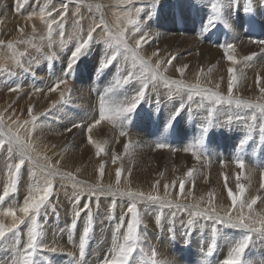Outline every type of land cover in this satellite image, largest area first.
Instances as JSON below:
<instances>
[{"label": "rangeland", "instance_id": "rangeland-1", "mask_svg": "<svg viewBox=\"0 0 264 264\" xmlns=\"http://www.w3.org/2000/svg\"><path fill=\"white\" fill-rule=\"evenodd\" d=\"M61 2L62 0H29L21 12L17 13L15 11L16 0H0V41H4L6 45L8 41L24 40V43L17 44L13 50L0 46V66H2L0 67V113L7 110L6 119L8 116L18 117L21 120L29 119L27 108L30 103L33 104L34 114L39 117L37 131L34 133L35 140L41 149L47 151L48 155L60 154L56 158L62 159V170L71 171L74 174L78 171L77 178L81 181L94 183L99 174L97 172L99 163L103 161L105 163L103 177L105 185L115 184V169L120 166L122 168L121 190L130 186L132 190L149 193L152 191V185L158 181L159 192L163 195L165 184L172 185L177 177H183L189 168H194L196 170L194 172L195 183H186L185 197H182L181 202L195 204L200 197H204L206 202L208 193L214 192L216 194L215 204L218 208L221 205H231L223 185L225 177H227L229 186L235 190V172L239 170L234 169L231 161L237 156L239 139L247 132L252 138L248 140L239 155L245 160V175H247L249 167L255 171L251 187L246 190L242 198L251 199L252 196L264 195V190L259 188V174L264 171V140L259 133V125L264 123V117L260 116L258 111L229 108L226 104L216 105L201 100L199 96H194L192 101H188L185 95L183 99L185 107L179 116L189 117L190 124L185 126L184 123H178L177 126L175 120L169 126L166 122L173 113L169 110L175 111L174 108L178 107L182 100L179 95L171 94L169 89L160 83L154 90L150 89L148 98L129 121L126 137L119 136L121 129L118 126L114 127L104 121L93 129L92 137L102 147L101 155L97 157L96 149L87 143L86 127L84 132L75 128L71 132H65V129L71 127L73 123H81L86 126L93 121L94 117L98 119L100 96L114 84L115 67H112L110 71L105 70L103 73L96 71L98 61L104 54V46L99 42V35L97 36L98 43L94 44L91 50L80 59L74 76L69 78L72 92L70 95L66 93V102L57 104L55 108H50L53 101L59 100V93L47 91L62 75L70 50L75 47V39L87 31L92 19L98 18L103 13L104 18L112 26L118 22V17L126 23L127 18L121 15L123 9V12L128 13L130 18L140 19L141 26H146L145 30L151 32L153 37H157L155 40L153 39L152 43L141 49L140 54L145 59L157 49L160 50L159 57L153 58V64L156 58L166 61L172 55L177 57L172 65H167L168 70L164 73L169 79L182 78L186 83L194 84L197 82V73H200L201 87L215 90V86L220 84V91L226 95L227 68L230 64L224 58L222 49L217 45L234 43L236 56L241 60L243 56H249L255 52L257 55L248 64L237 65V75L240 76L242 71L243 76L234 92L242 99L256 101L260 95L256 87V76L258 74L264 76L262 74L264 73V51L262 50L264 45L252 44L251 40L264 39V5H262V0H252L250 3L251 7L258 10L256 16L244 12V7L249 4V0H218L223 5L224 17L228 20L231 18V21L236 22L235 26L240 34L238 37L232 34L235 28L233 26L225 27L224 23H218L209 32L203 31L202 26L210 14L211 4L217 0H132L131 4L127 3V0H85V5L80 9L83 17L81 23H74L72 13L76 10V5L73 3L70 5L68 18L65 21V36L61 38L54 26L51 42H49L47 26L41 21L38 13L41 7L46 8V11L59 9ZM63 2H67V0H63ZM89 4L92 5L91 12L88 8ZM96 5H100L99 11H97ZM137 8L141 10L138 15L135 12ZM33 11L37 15L28 20V15ZM52 14L53 17L59 19L56 12L53 11ZM18 29H23V32ZM163 32L187 36L179 43L165 39L161 35ZM129 44L134 47V40L130 39ZM203 44L215 48L214 52H207ZM192 48L194 51L191 50ZM184 65L188 67L181 77L176 68ZM121 66L127 67L122 58ZM17 83L22 84V89L19 92L9 91V88ZM35 88H40L43 91L37 93L34 91ZM84 93L85 95H83ZM114 98L122 99L119 95H115ZM202 104L204 107H201ZM209 107L213 109L215 124L205 135L201 149L202 158L197 161L192 158L191 153H186L183 149L194 143L200 136L201 124L205 122ZM167 112L170 115H167ZM45 113L47 115H44ZM237 114L241 119H236ZM254 116L255 121H253ZM230 118L231 130L227 126L226 128L218 126L220 124L228 125ZM61 133L63 134L61 135ZM47 134L49 135L46 136ZM124 141L130 143L128 152L124 150ZM158 142H166L177 151L173 152L168 148L157 149L155 145ZM113 152L120 156L116 164L112 163ZM6 157L7 153L0 155V195H3V188L7 182ZM221 160L226 162L224 167L227 168L226 172L220 167L219 161ZM222 172L225 175L222 176ZM232 172L234 173L232 174ZM204 177H208L207 183ZM129 180L130 185L128 184ZM29 183L30 177L26 168L19 180L18 193H10L3 201H0V212L7 207L18 209L27 195ZM242 183L247 184L248 182L242 178ZM169 190L179 192L178 181L175 188L170 187ZM188 191L192 192V197H187ZM72 192L73 189L69 185L66 195L65 190L59 187V181H57V191L52 198V203L48 206L47 220L44 222L46 242L56 246L57 252L39 254L40 264H59V259H62L63 264H100L105 255L110 254L112 233L115 225L119 223L121 215L126 211L127 199H122L119 196L113 198L111 195L101 196L98 206L95 198L92 199L93 230L89 234L85 254L81 257L79 239L85 223L83 217L71 234L68 231L73 219V205L70 200ZM87 199L88 197L84 196V200ZM113 199H115L114 208ZM138 207L142 218L140 230L142 236H146L141 246L145 248L148 255L137 249L133 257L130 258L129 264H151L149 257L153 248L157 252V264H163L164 261H170L171 264H221L222 260L226 258L231 244L240 236L238 229L227 225H215L217 229L216 247L213 254L209 256L207 249L212 242L214 226L212 221L193 218L188 212L179 211L176 212V217L173 219L171 213L176 211L175 209H161L158 206H146L144 203H140ZM254 208L257 212L264 211V202L258 199ZM17 215H20L18 211ZM157 216L161 217L160 225L156 222ZM0 220H3L5 224L11 222L10 217L0 216ZM124 227L126 229V224ZM170 228H174L175 237H173ZM25 233L26 226L21 225V235ZM15 251V239L11 237V234H8L6 239L0 240V264H11ZM245 259L252 261V264H264V237L253 235L250 248L246 250Z\"/></svg>", "mask_w": 264, "mask_h": 264}, {"label": "snow or ice", "instance_id": "snow-or-ice-1", "mask_svg": "<svg viewBox=\"0 0 264 264\" xmlns=\"http://www.w3.org/2000/svg\"><path fill=\"white\" fill-rule=\"evenodd\" d=\"M131 2L132 0H127V3L131 4ZM27 3H29V0H16L15 11L20 13ZM73 3L76 5V10L72 13L74 23L80 24L83 19L80 9L85 5V0H67V2H63L62 0L59 9H52L51 11H46L44 7L40 8L38 15L47 26L49 42H51L54 26L61 38L65 36V21L68 18L70 5ZM250 3L251 0L244 7L245 14L252 11ZM262 5H264V0H262ZM88 8L91 12L92 5L89 4ZM96 9L99 11L100 5H96ZM53 11L57 13L59 19L53 17ZM140 11L139 8L135 9L137 15ZM36 15L37 13L33 11L28 15L27 19L31 20ZM121 15L127 18V22L124 23L118 17V22L115 26L109 24L104 18L103 13L98 18H93L92 23L88 25L87 31L82 33L78 39H75V47L70 50V55L67 57L66 67L63 69L62 75L47 89L49 93H59V100L53 101L50 108H55L57 104L66 102V93L70 95L72 92L69 78L74 76L80 59L91 50L94 44L98 43L97 36L99 35V42L104 46V54L98 61L96 71L103 73L105 70L110 71L112 67H115L114 84L100 96L98 119L94 117L93 121L86 126L81 123H73L71 127L65 129L67 132H71L74 128L84 132L86 127L87 143L96 149L97 157L101 155L102 147L100 143L93 139V129L104 121L112 124L114 127L118 126L121 129L119 136L126 137L129 121L132 120L137 109L148 98L150 89L154 90L160 83H163L171 94L179 95L182 100V103L170 115L168 120L169 126L182 113L185 107L183 102L185 95L188 101H192L194 96H199L201 100H206L216 105L226 104L229 108L234 107L240 110L258 111L259 115L264 117V76L259 74L256 76V87L260 94L258 100L242 99L235 95L234 92L243 76L242 71L240 76L237 75V65L241 63L248 64L257 55L255 52L243 57L241 60L236 56V45L234 43L217 45L222 49L224 58L230 64L227 68V94L225 95L220 91V84L215 86V90L201 87L199 81L200 73H197V82L194 84H188L182 78H167L164 75L168 70L167 65H172L177 57L173 55L166 61L165 59L156 58L153 64V58L159 55V50L157 49L152 52L150 57L145 59L140 52L144 45H149L153 42V34L145 30L146 26H141L140 19L130 18L128 13L123 12V9L121 10ZM218 23H224L225 27H230L223 15V5L217 0V2L211 4L210 14L202 26L203 31L209 32ZM129 25L131 27H128ZM33 28L35 30L34 25ZM18 30L23 32V29ZM130 39L134 40V47L129 44ZM251 42L264 45V39H254ZM20 43H24V40L8 41L6 45L4 41H0V46L13 50ZM121 58L127 67L121 66ZM187 67V65L178 67L176 71L183 77ZM134 81L135 83H133ZM137 85L139 86L137 87ZM22 87V84L17 83L15 86L10 87L9 91L19 92ZM34 91L40 93L43 90L35 88ZM115 95L121 96L122 99L114 98ZM201 107H204V105L202 104ZM33 109L34 105L30 103L27 108L29 119L26 120H21L14 116H8L6 119L7 110L0 113V155L7 153V182L3 188V195H0V201H3L10 193H18L19 180L26 168L30 177L27 195L24 197L22 205L18 209L16 207H7L0 212V216L11 218V222L7 224L3 220H0V240L6 239L8 234H11V237L16 242V251L11 264H40L39 254L57 252L56 246L49 245L46 242L44 228V222L47 220L48 206L52 203V198L57 191V181H59V187L65 190L66 195L69 185L73 189L70 196L73 205V219L71 225L68 227L69 233L71 234L76 229L82 217L85 221L79 239V253L81 257L85 254V246L89 234L93 230L92 199L95 198L98 206L101 196L111 195L113 198L119 196L122 199H127V205L126 211L121 215L119 223L114 227L110 254H106L104 259L100 261V264H129L130 258L133 257L137 249L141 253L148 255L145 248L141 246L146 236H142L140 230L142 225L141 213L138 207L140 203H144L146 206H158L161 209H175L176 211H172L171 213L173 219L176 217V212L179 211L188 212L190 217L193 218H203L204 220L212 221L214 225L212 242L207 249V255L209 256L213 254L216 247L217 229L215 225H227L233 229L240 230L239 238L231 244L230 250L221 264H252L251 261H246L245 253L250 248L254 234L264 237V211L257 212L254 208L258 199L264 202V195L252 196L251 199L242 198L246 190L251 187V180L255 171L249 167L247 175H245V160L239 155V152L244 148L248 140L252 138L250 134L245 132L242 138L239 139L237 156L231 161L234 167L239 170L235 173V190L229 186L228 178L225 177L223 188L227 192V199L231 201V205H221L218 208L215 204L216 194L214 192L208 193L206 202L204 197H200L195 204L181 202L182 197H185L186 183H195L194 168H189L183 177H177L172 185L165 184L163 195L159 192L158 181L152 185V191L149 193L132 190L130 186L121 190L122 168L120 166H117L115 169V184L110 183L105 185L103 183L105 174V163L103 161L99 163L97 169L99 174L94 183L79 180L77 178L78 171L74 174L71 171L62 170V159L56 158L60 154L48 155L47 151L41 149L35 140L34 133L37 131L39 117L34 114ZM44 115H47V113ZM236 119H241L239 114H237ZM253 121H255V116L253 117ZM214 124L213 109L209 107L207 108L205 122L201 124L200 136L196 138L194 143L185 147L183 151L191 153L194 159L200 161L205 135ZM218 126L221 128L227 126L231 130V118L228 125L220 124ZM259 133L262 140H264V123L259 125ZM129 147L130 143H124L125 152H128ZM155 147L157 149L168 148L173 152L177 151V149L172 148L166 142H158ZM119 159L120 156L113 152L112 163L116 164ZM219 163L221 169L226 166V162L223 160L219 161ZM221 175H224L223 172ZM242 178L248 183H242ZM204 180L207 183L208 177H204ZM177 181L179 192L170 191V187L175 188ZM128 184L130 185V180ZM259 188L264 190V171H261L259 174ZM84 196L88 197L86 201L84 200ZM173 196L175 197L174 199L172 198ZM187 197H192L191 191L187 192ZM114 207L115 199H113ZM17 211L20 215H17ZM156 222L160 225L161 217L157 216ZM125 224L126 229L124 227ZM21 225L26 226V233L24 235H21ZM170 231L173 237H175L174 228H170ZM185 231L187 233V229ZM156 256L157 252L153 248L149 257L151 264H157ZM163 264H171V262L164 261Z\"/></svg>", "mask_w": 264, "mask_h": 264}, {"label": "bare ground", "instance_id": "bare-ground-1", "mask_svg": "<svg viewBox=\"0 0 264 264\" xmlns=\"http://www.w3.org/2000/svg\"><path fill=\"white\" fill-rule=\"evenodd\" d=\"M252 1V0H251ZM170 3V2H169ZM246 4V3H245ZM241 5V4H240ZM3 6V5H2ZM252 8V11L249 13L250 15H252V16H256V14H257V12H258V10H256L254 7H251ZM226 20H227V23L230 25V26H233L235 29H233V33L232 34H235L236 35V37H238V36H240V34H239V30H237L236 29V22L235 21H233V23H234V25H233V23H232V21H231V18L228 20V18H225ZM255 19H256V17H255ZM220 24V23H219ZM153 28V27H152ZM155 32V31H154ZM162 33V32H161ZM167 32H163V34H161L162 36H164V38L165 39H168V40H173V41H177V42H182L184 39V37H186V36H180V35H178V33H173V34H166ZM155 34H157V33H155ZM159 34V33H158ZM157 34V35H158ZM234 36V35H233ZM242 36V35H241ZM157 37L156 36H154L153 37V39L155 40ZM163 38V37H162ZM240 38V37H239ZM159 39V38H158ZM159 43V42H158ZM164 43V42H163ZM171 43V42H170ZM174 43V42H173ZM194 44V43H193ZM247 44V43H246ZM249 44V43H248ZM253 44V43H252ZM154 45V44H153ZM175 45V44H174ZM188 45V44H187ZM145 46V45H144ZM155 46V45H154ZM191 46V45H190ZM203 46L205 47V49H206V51L207 52H210V53H212V52H214V50H215V48H212V47H210V46H205L204 44H203ZM165 47V46H164ZM187 47V46H186ZM189 47V46H188ZM156 48H157V46H156ZM195 48H197V47H195ZM164 49V48H163ZM190 50V49H189ZM191 50H193L194 51V48H192ZM256 50V49H255ZM147 51H149V50H147ZM160 51V50H159ZM161 51H163V50H161ZM177 51V50H176ZM264 51V50H263ZM178 52V51H177ZM192 52V51H191ZM190 52V53H191ZM215 52H217V51H215ZM189 53V52H188ZM249 53V52H248ZM178 54V53H177ZM243 54V53H242ZM246 55V54H245ZM250 55V54H249ZM173 56V55H172ZM159 57V56H158ZM183 57H184V55H183ZM243 57H245V56H243ZM185 58V57H184ZM190 59V58H189ZM239 59H241V58H239ZM177 60V59H176ZM189 61V60H188ZM185 62V61H184ZM258 62V61H257ZM261 62V61H260ZM263 63V62H262ZM177 64V63H176ZM185 64V63H184ZM187 64H188V62H187ZM209 64V63H208ZM226 64V63H225ZM258 64H259V62H258ZM229 65V64H228ZM209 66V65H208ZM253 66V65H252ZM198 67V66H197ZM203 67H207V66H203ZM220 67V66H219ZM215 68H217V67H215ZM225 68V67H224ZM193 69V68H192ZM198 69V68H197ZM197 69H196V71H197ZM252 69V68H251ZM186 70V69H185ZM202 70H204V69H202ZM221 70V69H220ZM255 70V69H254ZM205 71V70H204ZM193 72V71H192ZM200 72V71H199ZM194 73H196V72H194ZM255 73V72H254ZM218 74V73H217ZM256 74H257V72H256ZM262 74H264V73H262ZM194 75V74H193ZM222 76V75H221ZM248 76V75H247ZM227 80V79H226ZM91 89V88H90ZM96 89V88H95ZM83 90V89H82ZM83 93V92H82ZM83 95H85V93L83 94ZM72 98V97H71ZM87 98V97H86ZM155 100V99H154ZM171 100V99H170ZM74 106V105H73ZM91 106V105H90ZM188 106V105H187ZM190 106V105H189ZM176 108V107H175ZM174 108V109H175ZM171 110V109H170ZM169 110V112H174L173 110L172 111H170ZM159 111V110H158ZM185 112H187V111H185ZM184 112V113H185ZM153 114V113H152ZM162 114H163V112H162ZM164 114H166V113H164ZM169 113L167 112V115H168ZM170 115V114H169ZM220 116V115H219ZM146 118V117H145ZM166 118V117H165ZM233 118V117H232ZM150 119V118H149ZM167 119V118H166ZM168 119H169V117H168ZM192 119V118H191ZM177 120H178V122H177ZM199 120V119H198ZM192 121V120H191ZM196 122V121H195ZM166 123H168V122H166ZM175 123L177 124V126H178V123L179 124H183L184 123V125L185 126H187L188 124H190V121H189V117H187L186 115H181V116H177V118H176V121H175ZM218 125V124H217ZM103 126V125H102ZM176 126V125H175ZM105 127V126H104ZM107 127V126H106ZM174 127V126H173ZM179 128H180V126H179ZM226 128V127H225ZM251 128V127H250ZM256 128V127H255ZM129 129V128H128ZM243 130V129H242ZM47 131V130H46ZM101 131V130H100ZM44 132V131H43ZM66 132V131H65ZM106 132V131H105ZM49 133V132H48ZM104 133V132H103ZM53 134V133H52ZM185 134V133H184ZM258 134V133H257ZM49 134H47L46 136H48ZM77 135V134H76ZM104 135V134H103ZM253 135V134H252ZM61 136V135H60ZM70 136V135H69ZM227 136V135H226ZM41 137V136H40ZM117 137H119V136H117ZM142 137V136H141ZM241 137V136H240ZM123 139V138H122ZM117 140V139H116ZM115 140V141H116ZM139 140V139H138ZM146 140V139H145ZM47 141V140H46ZM76 141V140H75ZM130 141H131V138H130ZM119 142V141H118ZM122 142V141H121ZM124 143H126L125 141H124ZM136 143V142H135ZM109 145V144H108ZM138 145V144H137ZM136 145V146H137ZM58 146V145H57ZM117 146V145H116ZM142 146V145H141ZM113 148V147H112ZM115 148V147H114ZM137 148V147H136ZM69 149V148H68ZM156 149V148H155ZM84 151V150H83ZM172 153V152H171ZM170 153V154H171ZM174 155H175V153H174ZM177 155V154H176ZM184 155V154H183ZM151 156V155H150ZM181 156H182V153H181ZM185 156V155H184ZM206 156V155H205ZM243 156V155H242ZM188 157H190V156H188ZM188 157H185V158H188ZM193 158V157H192ZM167 159V158H166ZM172 159V158H171ZM178 159V158H177ZM195 160V159H194ZM177 161V160H176ZM190 161V160H189ZM179 162H181V160H179ZM171 163H172V161H171ZM192 163H193V161H192ZM93 164V163H92ZM141 164V163H140ZM176 164V163H175ZM189 164V163H188ZM191 164V163H190ZM189 164V165H190ZM194 164V163H193ZM192 164V165H193ZM169 165V164H168ZM171 166H174V165H172V164H170ZM185 165V164H184ZM228 166V165H227ZM190 167H192V166H190ZM194 167V166H193ZM230 167V166H229ZM232 167V166H231ZM147 168V167H146ZM154 168V167H153ZM179 168V167H178ZM107 169H108V167H107ZM185 169V168H184ZM202 169V168H201ZM215 169V168H214ZM227 169V168H226ZM225 168L224 169H222L223 171H225L226 170ZM229 169V168H228ZM234 169H235V167H234ZM186 170V169H185ZM179 171V170H178ZM196 171V170H195ZM199 171H200V169H199ZM232 171H233V169H232ZM235 171V170H234ZM203 172V171H202ZM226 172V171H225ZM218 173V172H217ZM234 172H232V174H233ZM236 173V172H235ZM174 174V173H173ZM178 174V173H177ZM213 174V173H212ZM175 175V174H174ZM206 175V174H205ZM225 175V174H224ZM254 175V174H253ZM166 176V175H165ZM141 177V176H140ZM220 177V176H219ZM219 177H218V179H219ZM234 177V176H233ZM254 176H252V178H253ZM144 178H146V177H144ZM149 178V177H148ZM141 179V178H140ZM216 179V178H215ZM217 179V180H218ZM234 179V178H233ZM143 181H144V179H142ZM170 180V179H169ZM220 180V179H219ZM148 181V180H147ZM255 181V180H254ZM252 182V181H251ZM218 183V182H217ZM171 184V183H170ZM204 189V188H203ZM223 191V190H222ZM253 195V194H252ZM100 226V225H99ZM51 235V234H50ZM49 235V236H50ZM54 235V234H53ZM62 243V242H61ZM78 243V242H77ZM102 247V246H101ZM97 248V247H96ZM95 248V249H96ZM253 248V247H252ZM98 249H100V248H98ZM162 249H163V247H162ZM161 249V250H162ZM223 249H224V247H223ZM101 251V250H100ZM160 251V250H159ZM225 252V251H224ZM61 255V254H60ZM162 256V255H161ZM164 257V256H163ZM162 259H164V258H162ZM60 260V262H59V264H63V261H62V259H59ZM94 262V261H93ZM174 262V261H173ZM252 262V261H251ZM73 264V263H72ZM88 264V263H87Z\"/></svg>", "mask_w": 264, "mask_h": 264}]
</instances>
